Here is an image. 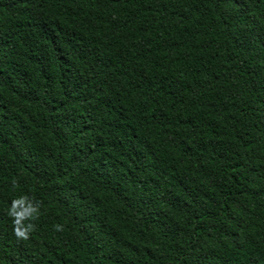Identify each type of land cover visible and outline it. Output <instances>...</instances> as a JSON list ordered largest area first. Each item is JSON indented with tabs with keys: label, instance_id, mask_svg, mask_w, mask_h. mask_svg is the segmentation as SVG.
Listing matches in <instances>:
<instances>
[{
	"label": "trees",
	"instance_id": "1",
	"mask_svg": "<svg viewBox=\"0 0 264 264\" xmlns=\"http://www.w3.org/2000/svg\"><path fill=\"white\" fill-rule=\"evenodd\" d=\"M0 264H264V0H0Z\"/></svg>",
	"mask_w": 264,
	"mask_h": 264
},
{
	"label": "clouds",
	"instance_id": "2",
	"mask_svg": "<svg viewBox=\"0 0 264 264\" xmlns=\"http://www.w3.org/2000/svg\"><path fill=\"white\" fill-rule=\"evenodd\" d=\"M13 186H16L15 181H13ZM7 214L13 220L15 235L27 240L30 233L35 230V224L32 221L39 218V205L33 203L27 195H21L12 200ZM55 227L57 230H62L61 225Z\"/></svg>",
	"mask_w": 264,
	"mask_h": 264
}]
</instances>
